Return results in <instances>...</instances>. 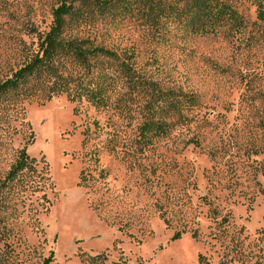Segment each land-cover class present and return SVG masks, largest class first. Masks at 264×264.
Instances as JSON below:
<instances>
[{
    "label": "rangeland",
    "instance_id": "rangeland-1",
    "mask_svg": "<svg viewBox=\"0 0 264 264\" xmlns=\"http://www.w3.org/2000/svg\"><path fill=\"white\" fill-rule=\"evenodd\" d=\"M61 1L0 0V82ZM225 1L245 21L237 32L170 21L154 37L139 16L66 17L72 37L132 65L62 57L75 101L48 99L47 76L0 99V264H264V22L260 0ZM23 147L40 185L3 186Z\"/></svg>",
    "mask_w": 264,
    "mask_h": 264
},
{
    "label": "trees",
    "instance_id": "trees-1",
    "mask_svg": "<svg viewBox=\"0 0 264 264\" xmlns=\"http://www.w3.org/2000/svg\"><path fill=\"white\" fill-rule=\"evenodd\" d=\"M264 0H260L257 8V17L264 22ZM93 8L92 12L99 15L116 18H133L139 16L150 28L154 37L164 36L167 32V23L175 22L181 28L189 30L193 34L211 33L220 28H229L239 31L245 27V21L238 9L225 0H62L53 11V20L48 31L39 35L38 49L36 53L21 67L0 82V99L9 91L19 88L30 78L47 76L48 86L47 98L66 92L72 101L81 95L82 89L73 91L69 84L73 79L63 75L59 68V60L62 57H72L76 62L89 68L91 58L100 56L112 57L120 60L121 65H132L133 53H124L123 58L104 47L103 45H86L89 41L72 37L67 32V18L77 19L81 16L83 8ZM90 43V42H89ZM84 95L92 103L101 102L100 96L93 90H86ZM150 127V125H148ZM146 128H148L146 126ZM35 161L27 153V148L19 150L16 161L7 172L3 186L15 181L23 180L24 188H37L42 176L35 169ZM180 233L174 234L173 239H178ZM86 264H105L107 255L104 253L95 256H87ZM52 257L44 261L51 264ZM57 264V263H54ZM209 264V263H205Z\"/></svg>",
    "mask_w": 264,
    "mask_h": 264
}]
</instances>
